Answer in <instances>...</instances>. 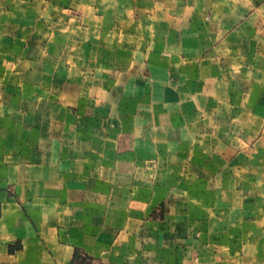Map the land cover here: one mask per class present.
I'll return each mask as SVG.
<instances>
[{
    "label": "crops",
    "instance_id": "crops-1",
    "mask_svg": "<svg viewBox=\"0 0 264 264\" xmlns=\"http://www.w3.org/2000/svg\"><path fill=\"white\" fill-rule=\"evenodd\" d=\"M76 252L264 264V0H0V264Z\"/></svg>",
    "mask_w": 264,
    "mask_h": 264
},
{
    "label": "trees",
    "instance_id": "trees-1",
    "mask_svg": "<svg viewBox=\"0 0 264 264\" xmlns=\"http://www.w3.org/2000/svg\"><path fill=\"white\" fill-rule=\"evenodd\" d=\"M80 259H82L84 262H83V264H86L85 263V258L83 257V255L82 254H80L79 252H76V254H75V261L76 262H80Z\"/></svg>",
    "mask_w": 264,
    "mask_h": 264
},
{
    "label": "rangeland",
    "instance_id": "rangeland-1",
    "mask_svg": "<svg viewBox=\"0 0 264 264\" xmlns=\"http://www.w3.org/2000/svg\"><path fill=\"white\" fill-rule=\"evenodd\" d=\"M162 212V211H161ZM161 212H160V215H161ZM84 257V256H83ZM85 258V263L86 264H91L92 263V261H90V260H88L89 258H86V257H84Z\"/></svg>",
    "mask_w": 264,
    "mask_h": 264
}]
</instances>
